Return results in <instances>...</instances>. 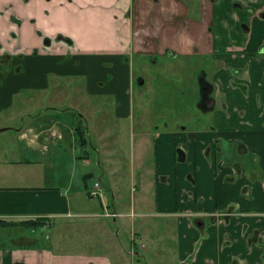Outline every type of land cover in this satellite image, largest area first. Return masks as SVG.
I'll return each mask as SVG.
<instances>
[{
  "label": "crops",
  "instance_id": "1",
  "mask_svg": "<svg viewBox=\"0 0 264 264\" xmlns=\"http://www.w3.org/2000/svg\"><path fill=\"white\" fill-rule=\"evenodd\" d=\"M197 1L202 5L201 9L209 11L212 7L208 0ZM231 1L235 0H225L222 8L215 7L222 13L220 19L225 35L222 41L206 30H202L204 37H199L198 25L185 29L175 24L174 19L184 21L192 17L189 2L193 3V0H159L158 3L155 0L30 1L33 9L25 13L26 17L35 16L47 31L70 35L75 42L76 54L68 58L60 52L43 61L26 64L19 74L11 71L0 78V113L20 99H23L22 106H26L29 91L36 90L38 95L44 91V96L51 100L75 99L77 123L68 134L54 123L47 125L41 117L32 122L25 120L15 129L20 139L22 133L27 137L22 140H27L30 149H23L34 152L26 155L37 159L40 170L23 171L27 181L8 182L0 178V220L47 218L43 228L46 229L51 227L54 219H63L67 226L83 223L109 235L111 228L104 222L111 218L107 213H114V219L127 216L134 225L140 216L159 215L166 218L164 222L176 234L177 264H264V53L259 50L264 47V19L259 16L264 0H238L245 5V10L241 11L231 7ZM20 2L23 1L0 0V7L13 5L14 10ZM9 13L0 17V41L5 47L12 46L11 40H6L8 27L12 24ZM157 15L160 20L154 23L153 17ZM244 17H250L246 46L240 42L230 43L232 37H239V32H231L230 27L236 29V23ZM165 30L174 32L172 39L167 37ZM30 31L23 30V33ZM159 45L162 52L170 48L194 54L197 53L196 46L200 45V54L214 53L220 67L216 81L224 104L219 103L211 109L205 98V104L198 105L201 100L198 94L196 108L201 112L200 123L194 129L189 130L182 124L154 126L150 128L154 132L153 144L147 134L140 135L138 146L146 152L139 156L138 165L135 140L130 143L134 156H129V175L134 187L137 183L140 187L149 186L146 180L155 179L152 200L156 212H143L148 196H143L139 203L132 200L127 210L118 211L114 207V211L109 212L104 190L109 187L112 190V177L104 178L105 167L99 157L105 153L109 176L117 175L118 167L112 166L110 157H122L119 150L122 138L110 143L106 138L109 133L100 132L101 148L106 152L101 153V148L96 151L88 141L82 145L81 156L78 150L71 155L68 146H65L67 151L62 150L63 140L74 147L78 146L77 139L82 134L86 138L90 136L91 122L88 120L91 118L93 122L99 112L94 110L98 104L96 96L102 97L100 103L104 102L103 98L114 97L116 116L127 119L132 114L130 87L136 79L131 68V55L156 51ZM232 52L236 55L232 56ZM246 64L248 68L243 70V75L235 76L231 72V68H243ZM80 74H86L85 91L78 88L77 81L69 86L71 92L59 91L66 81L77 80L78 76L73 75ZM17 76L24 84L14 86L12 78ZM231 80L237 85L233 83L232 86ZM240 84H246L248 91ZM21 88L28 91L18 96ZM38 95L34 97L33 106L41 105L36 100ZM212 95L219 96L218 93ZM54 103L47 108L59 111ZM41 107L36 109L37 112L28 113L30 118L41 115ZM102 114L104 116L105 112ZM101 121L105 131L108 126L103 117ZM7 129L9 127H5ZM90 145H93V151L88 150ZM150 145H154V156L146 150ZM47 151L52 153H45ZM48 156L59 157L60 162L65 159L64 169L46 171L41 157ZM93 157H96L97 165H93L92 170L80 171V159L87 165L90 160L93 162ZM26 161L34 163L32 159ZM95 179L101 182L103 191L97 206L88 195L89 185ZM75 193L86 194L81 198L80 206L72 203L71 195ZM140 224L131 232L133 247L142 239L141 233L144 236H147L144 231L151 234L144 220L140 219ZM14 238L17 240L12 237V243H17L16 246L7 244L8 241L0 246V264H124L123 259L115 258L114 261V254L108 250L55 251L50 245L24 248L25 242H16ZM114 248L116 252L120 250L118 245ZM136 253L138 251H134Z\"/></svg>",
  "mask_w": 264,
  "mask_h": 264
},
{
  "label": "rangeland",
  "instance_id": "2",
  "mask_svg": "<svg viewBox=\"0 0 264 264\" xmlns=\"http://www.w3.org/2000/svg\"><path fill=\"white\" fill-rule=\"evenodd\" d=\"M32 9V2H20L16 4L14 11L16 12V15L22 19V22L18 25L19 27L12 23L11 26L8 27V30L13 29L18 31V33L23 30H31L32 24L30 23L29 17H26L25 13H29ZM158 20H160V18ZM178 32H181V30ZM165 33L169 39L173 38L174 32L165 30ZM6 40H11V45L16 42V39H12L11 36H7ZM179 51L180 52L174 53V55L170 56L168 52H162L159 45V48L157 47L156 51L148 53L138 52L131 55V68L136 74V79L130 87L129 93L131 97L132 114L127 119H122L121 117L116 116L114 97L103 98V103H100L101 96L95 97L98 104L95 105L94 110L99 112L95 114L93 122L91 121V118L88 120L91 122V128L89 129L90 136L88 137L87 135L86 142L91 141L97 151V148H101L102 145L99 137L100 132L105 135L109 133V136L106 138L110 143H115L117 138H122L119 146L122 157H110L112 160V166L118 167L116 170L118 172L117 175L109 176L110 167L105 163V153H103V157H99V160L105 167L104 178L108 179L112 177L113 191L110 187L104 190L106 203L110 205V207H108L110 210L109 212L114 211V207L118 211L124 209L127 210L130 207L132 200H137L139 203L143 196H148L144 202L146 207L143 208V212H156L152 200V194L155 190V179L149 178L146 180L149 186L146 184V186L140 187L137 183L136 187H134L133 179L129 175L130 171L127 169L130 163L129 160L131 159L129 156H134V151L130 147V143L135 140V150L137 155L136 165H138L139 156L146 152L143 150V147L138 146L140 143V135L147 134V139L151 140V144L154 142V132H152L153 130L150 128L154 126H163L166 123L168 124V127L182 124L190 130L194 129L200 123L198 116L201 112L196 108L197 95L199 94V84L196 79V74L200 73L201 66L209 64L210 59H207L204 55L198 53L187 54L184 51ZM29 63L30 62L26 64ZM2 67H0V69H2ZM198 70L199 73H197ZM11 75L14 74L11 73ZM19 77L20 76L12 78V80L14 79V86L23 81L22 78ZM75 79L77 80L66 81L65 87H61V90L59 89V91H68L70 89L69 86H71L74 81L78 82V88H82L83 91H85L87 78L83 75H79ZM142 81L144 82L142 83ZM26 91H28L26 88H21L20 91H18V96H21ZM50 91L52 92L53 89L51 88ZM71 91L72 90H69L67 93ZM29 94L26 106H22L23 99H20L15 105L13 104L10 108L3 109L0 113L1 181L5 179L8 182L27 181L23 171L40 170L37 159L26 155V153L31 154L34 152L23 149V147L30 149L26 143L27 140H22L27 137H23L22 133V139H20L19 134L15 130L16 128H20L25 120L26 122H32L41 117L40 119L44 120L43 122L47 125L54 123L66 134H68L72 128H75L77 123L76 115L78 114H76L75 111V99L68 97L61 100L54 98L51 100L44 96V91L39 94L40 97L36 90L32 92L29 91ZM37 95L38 97L36 100L40 101L41 105L33 106L34 97ZM53 103L58 106L56 108L59 111L45 107L50 106L49 104ZM38 107L42 108L41 115L37 114L30 118L28 113L35 112ZM19 109H21L22 113L18 112ZM103 112H105L104 116L102 114ZM102 117L104 118L105 125L107 124L108 126L105 131L101 127ZM5 127H9V129L2 130ZM77 127H79V124ZM80 138L77 139L78 146L75 145L74 147L67 144L66 140H63L62 150L67 151L65 146H68L70 151H72L71 155H75L78 150L81 156L83 154L82 145L85 143ZM93 145L89 146V151H93ZM153 146L154 145H150L146 147V150L149 151L148 153L152 156H154L155 153ZM84 150H86V148ZM102 152H106L105 149L102 151L101 148V153ZM112 152H115L114 147H112ZM45 153L51 154L52 151H47ZM101 153H99V155ZM85 156L87 155L85 154ZM89 157L92 156L89 155ZM28 159H32L34 163H27L28 161L26 160ZM95 159L96 157H93V162L90 160L92 166L90 164L85 165L82 159H80V171L92 170L93 165H97ZM41 160L43 168L48 172H51V170L53 172H58L57 169H60V167H63L64 169L65 164L67 163L65 159L60 162L59 157L56 156L41 157ZM144 171L148 172L145 169ZM16 175H19L20 177H16ZM136 181H138V178H136ZM77 184L78 182L76 185ZM137 189L138 191H136ZM85 195L86 194L79 193L72 194L71 200L73 205L80 206L82 204L81 198L86 197ZM90 200L93 201L94 205H99L100 198H91ZM77 219L78 218H74V220ZM140 219L145 221L151 234L148 231H144L147 236H144L141 233L142 239L138 240L133 247L131 242V232L136 229V225L138 227L141 226ZM164 219L166 218L159 215L147 216L146 218L140 216L137 218V224L134 225L131 223V218L127 216H117L116 219H114V217L106 218L104 219L105 225L107 226L109 224V227L111 228L109 235L105 234L101 229L99 230L91 228L90 226L87 227L82 225L83 223L67 226L63 224V221H65L63 219H54L51 227L40 230L38 228L35 229L34 232L25 228L11 231L12 228L9 226L6 228L0 227V246L3 247V245H6L7 241V244H17L12 243V234L15 233L17 240L15 238L14 240L16 242H25V244H29V241L31 240L43 239V241H46L55 251L63 250L71 252L73 250L81 252L100 249L111 251L115 256L114 261L123 259L124 264H177V237L173 232L172 227L165 223ZM77 221L83 220L79 218ZM116 245L119 246L122 254L120 253V250L116 252V248H114ZM134 251H138V253L134 254Z\"/></svg>",
  "mask_w": 264,
  "mask_h": 264
},
{
  "label": "flooded vegetation",
  "instance_id": "3",
  "mask_svg": "<svg viewBox=\"0 0 264 264\" xmlns=\"http://www.w3.org/2000/svg\"><path fill=\"white\" fill-rule=\"evenodd\" d=\"M23 3L34 1V0H22ZM50 1V0H47ZM225 0H208L211 4V9L208 11L204 8L201 9V4L197 0H193V3L189 2L191 5V14L192 17H187L184 21H179V19H174L176 25H180L183 28H193L194 25H198L199 37L203 38L204 35L202 30H206L209 32L213 38H218L219 41L225 39L224 31L222 30V24L220 16L222 13L219 9L215 10V7L219 6L222 8ZM155 2H159V0H155ZM231 7L237 10H245V5L238 0L231 1ZM13 9V5H1L0 7V17L6 16L9 13L10 22L14 25H20L22 19H20L16 12ZM48 13V12H46ZM211 14L206 18V15ZM251 14V13H250ZM253 13L251 14V16ZM259 16L264 19V8L259 11ZM192 18V20H190ZM250 18V17H249ZM248 17L241 18L240 21L236 23V29L230 27L231 32H239V37H232L229 42L236 43L240 42L242 46H246L247 41L245 38H248V33L246 27H248ZM159 19L158 15L153 17L154 23ZM171 19V17H169ZM30 23L32 24V29L30 32L23 31L18 33L13 29L8 31V36H11L12 39H16L15 44L11 47H5V45L0 41V78L6 76L9 72L15 71L16 73L22 72V68L24 69L25 64L28 62H34L35 60H41L45 57L57 56L58 54L64 53V55L68 58H73L76 54L74 49V40L70 35L65 34L62 31H47L46 28L39 25L38 20L35 16L30 17ZM19 27V26H18ZM215 30V33H214ZM180 31V30H178ZM218 31L219 34H216ZM179 33V32H178ZM28 39V41H25ZM222 43V42H221ZM197 53L200 54L201 48L200 45L196 46ZM222 47V45H220ZM260 53H264V47H260ZM168 54L170 56L177 53V51L173 49H167ZM207 59H210L209 64L200 67L196 74V79L199 84V95L200 101L198 105H204L205 98L208 99L206 105L208 108H216V106L224 104V99L220 98V94L222 95V91L219 87V84L216 81V75L220 67L216 59H214V53H201ZM232 56L236 55L235 52L231 53ZM206 67V68H204ZM222 67V66H221ZM248 68V64H246L243 68H231V72L235 76L243 75L244 71ZM24 71V70H23ZM86 77V74H80ZM198 75V77H197ZM79 76L73 75L72 77ZM232 82V83H231ZM230 84L233 86L236 82L231 80ZM143 83V81H142ZM244 91H248V86L246 84H240ZM218 93L219 96L216 98L212 95ZM47 107V106H45ZM44 107V108H45ZM210 109V110H211Z\"/></svg>",
  "mask_w": 264,
  "mask_h": 264
},
{
  "label": "trees",
  "instance_id": "4",
  "mask_svg": "<svg viewBox=\"0 0 264 264\" xmlns=\"http://www.w3.org/2000/svg\"><path fill=\"white\" fill-rule=\"evenodd\" d=\"M81 140H83L84 142L87 141V138L85 136H81L80 138ZM48 222V219L47 218H37V219H26V220H17V221H8V220H0V227H11L12 230L11 231H14V230H17V229H20V228H25V229H29V231H32L34 232L35 229H43L44 228V225ZM32 229V230H30ZM38 236V235H36ZM12 237H16L15 236V233L12 234ZM4 238H8V237H4ZM22 239V238H20ZM13 246H16L15 244H12ZM22 246V245H20ZM24 248H35V247H48V244L46 241H43V239H36V240H33L32 242H30L29 244H26V245H23Z\"/></svg>",
  "mask_w": 264,
  "mask_h": 264
},
{
  "label": "built area",
  "instance_id": "5",
  "mask_svg": "<svg viewBox=\"0 0 264 264\" xmlns=\"http://www.w3.org/2000/svg\"><path fill=\"white\" fill-rule=\"evenodd\" d=\"M88 195L91 198H100L103 196L102 185L98 179H95L88 188ZM107 216H115L114 213H107ZM48 226V225H47Z\"/></svg>",
  "mask_w": 264,
  "mask_h": 264
},
{
  "label": "water",
  "instance_id": "6",
  "mask_svg": "<svg viewBox=\"0 0 264 264\" xmlns=\"http://www.w3.org/2000/svg\"><path fill=\"white\" fill-rule=\"evenodd\" d=\"M2 130H5V128H3Z\"/></svg>",
  "mask_w": 264,
  "mask_h": 264
}]
</instances>
